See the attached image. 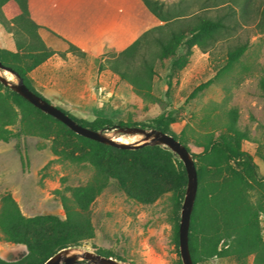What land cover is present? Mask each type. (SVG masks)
<instances>
[{"label":"trees","instance_id":"obj_1","mask_svg":"<svg viewBox=\"0 0 264 264\" xmlns=\"http://www.w3.org/2000/svg\"><path fill=\"white\" fill-rule=\"evenodd\" d=\"M157 21L145 29L129 44L118 50H107L104 60L107 67L120 78L128 81L135 92L144 98L155 99L152 93L157 61L170 59L172 71L182 68L188 61L192 45L206 51L221 38L228 36L238 22L236 9L241 16L253 7V0L203 1L201 9L220 7L233 2L215 15L189 11L184 0L166 3L163 0H141ZM255 5V4H254ZM259 19L256 25L264 29V2L255 7ZM0 24L14 34L16 49L0 47V60L10 66L36 93L29 70L44 61L55 50L47 46L38 32V23L31 17L27 0H0ZM180 46L183 49L180 50ZM248 46L246 41L230 45L226 50L221 71L229 70ZM71 50L84 53L69 43ZM62 53V52H61ZM1 68V67H0ZM264 95V70L259 77ZM171 88L170 74L166 79V92ZM46 98L45 96H43ZM50 101L48 98H46ZM59 106V105H58ZM79 123L93 129L106 130L121 125L156 127L178 138L191 152L196 165L198 186L188 228V245L194 264L202 258L233 254L243 263L248 254H254L255 264H264V239L258 225L259 211L264 205L249 198V189L264 193V173H258L253 156L241 148V139L249 138L246 128L237 125V109L227 111L225 129L217 135L208 131L198 143L203 149L194 152L185 140L170 128L177 117L172 110H162L153 116L151 123L114 121L97 115L92 119L76 116L59 106ZM20 120L26 132L51 136L55 154L77 161H87L95 169L94 178L85 184L71 186V196H62L65 216L55 213L24 214L10 193L2 197L0 230L2 237L23 243L27 252L17 260L0 256V264H42L61 248L74 246L82 239L94 235V228L87 212L89 203L102 190L107 178H116L127 196L149 202L165 191H171L176 212L174 237L179 242V216L187 173L182 160L168 146L145 143L137 147H119L75 132L64 122L44 112L8 84L0 80V138L8 140L15 134L9 127ZM264 160V154H262ZM200 160V163L197 162ZM113 255L105 248L97 249ZM179 264H182L179 261Z\"/></svg>","mask_w":264,"mask_h":264},{"label":"rangeland","instance_id":"obj_2","mask_svg":"<svg viewBox=\"0 0 264 264\" xmlns=\"http://www.w3.org/2000/svg\"><path fill=\"white\" fill-rule=\"evenodd\" d=\"M173 3L177 0H163ZM203 1L184 0L189 11L215 15L224 11L229 3L215 7L200 8ZM253 7L241 16L236 9L238 22L229 20L232 29L228 36L216 41L204 51L192 45L186 64L172 71L170 59L157 61L153 77L154 100L135 92L132 85L118 75L104 73V85L88 83L82 75L79 81H71L82 64L72 59L60 67L57 75H51L38 84L33 80L32 68L28 72L32 83L43 96L76 116L92 119L97 115L114 121L151 123L153 116L162 110H172L177 117L170 128L186 141L190 149H203L199 141L202 135L213 131L215 135L225 129L227 111L237 109V125L246 128L249 138H242L241 148L250 152L259 174L264 173V95L259 77L264 70V29L256 25L259 19L254 8L264 0H253ZM134 12L127 24L128 30L140 35L151 24L150 17L142 5H134ZM236 7V6H235ZM237 8V7H236ZM150 21V23H149ZM151 24V25H150ZM248 43L239 62L226 71H220L230 45ZM0 47L16 49L14 34L0 24ZM71 50L69 45L66 50ZM183 49L180 46V50ZM40 64V63H39ZM106 66L104 61L101 67ZM63 70V72H62ZM80 72L79 74H81ZM0 74L10 82L17 76L8 69L0 68ZM31 74V75H30ZM170 74L171 88L166 92V79ZM83 81V82H82ZM75 84L74 86L72 84ZM140 125V124H138ZM9 127L15 134L8 140L0 138V206L2 197L10 193L26 215L55 213L65 216L62 196H71V186L85 184L94 178L96 169L87 161H77L60 156L52 151L51 136L26 132L19 119ZM150 128L149 125L145 126ZM115 139L141 141L142 133H125L115 126L104 130ZM135 134V135H132ZM199 142V143H198ZM178 156V155H177ZM179 157V156H178ZM200 163V160H197ZM249 198L264 205V193L249 189ZM181 207L177 210L180 221ZM87 212L94 228V235L82 239L79 244L67 246L71 251L82 252L99 248L109 250L112 257L126 264H179L181 261L179 242L176 243L173 222L176 212L171 191H165L149 202H141L126 195L116 178L109 176L102 190L89 203ZM260 234L264 239V211L258 215ZM27 252L25 244L6 240L0 230V256L6 260H17ZM183 264V263H182ZM198 264H255L254 254H248L243 263L233 254L214 255L202 258Z\"/></svg>","mask_w":264,"mask_h":264},{"label":"crops","instance_id":"obj_3","mask_svg":"<svg viewBox=\"0 0 264 264\" xmlns=\"http://www.w3.org/2000/svg\"><path fill=\"white\" fill-rule=\"evenodd\" d=\"M137 3L146 10L151 24L157 22L141 0H27L30 15L39 25L41 38L55 50L32 69L33 80L44 85L42 81L57 75L60 67L72 59L75 63H83L70 78L72 82H78L82 75L90 85H104L105 72L117 75L107 65L101 67L105 61L104 53L121 49L138 36L134 28L124 33ZM69 43L84 53L73 55L66 50Z\"/></svg>","mask_w":264,"mask_h":264},{"label":"water","instance_id":"obj_4","mask_svg":"<svg viewBox=\"0 0 264 264\" xmlns=\"http://www.w3.org/2000/svg\"><path fill=\"white\" fill-rule=\"evenodd\" d=\"M0 67L5 68L13 72L17 76V80L10 82L6 76L0 74V80L4 84H8L12 89L19 92L23 97L28 99L32 104L47 112L54 117L64 122L67 126L73 129L75 132L85 135L87 137L112 144L119 147H137L141 144H163L168 146L174 151L182 160L186 173L187 183L185 187V193L181 205L180 221H179V251L183 264H194L188 245V228L190 221V214L193 208L194 200L196 197L198 176L195 165V160L190 150L174 135L163 131L156 127L146 128L141 125H121L116 127L119 131L125 133H142L143 138L141 141H121L116 140L113 136L108 135L104 130L93 129L89 126H85L68 113L62 110L57 104L48 101L46 98L36 93L29 88L23 78L14 71L10 66L5 65L0 60ZM42 264H126L111 255H105L100 252H94L91 250H84L82 252L71 251L69 247H64L50 255Z\"/></svg>","mask_w":264,"mask_h":264},{"label":"bare ground","instance_id":"obj_5","mask_svg":"<svg viewBox=\"0 0 264 264\" xmlns=\"http://www.w3.org/2000/svg\"><path fill=\"white\" fill-rule=\"evenodd\" d=\"M132 135H135V134H132ZM113 137H114V136H113ZM116 140L127 141V140H125V139L122 138V137H118Z\"/></svg>","mask_w":264,"mask_h":264}]
</instances>
